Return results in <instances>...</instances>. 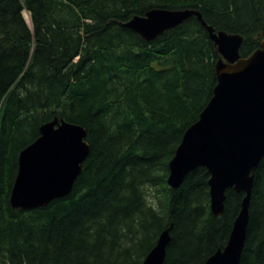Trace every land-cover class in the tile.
Returning a JSON list of instances; mask_svg holds the SVG:
<instances>
[{
	"label": "trees",
	"instance_id": "16d2710c",
	"mask_svg": "<svg viewBox=\"0 0 264 264\" xmlns=\"http://www.w3.org/2000/svg\"><path fill=\"white\" fill-rule=\"evenodd\" d=\"M153 9L199 11L243 36L242 57L264 38V0H0V264H142L170 227L164 264H204L226 246L244 194L227 190L214 217L206 168L168 185L219 54L196 17L151 42L123 26ZM56 117L87 130L82 173L69 196L14 209L19 155ZM240 264H264V157Z\"/></svg>",
	"mask_w": 264,
	"mask_h": 264
},
{
	"label": "water",
	"instance_id": "95a60500",
	"mask_svg": "<svg viewBox=\"0 0 264 264\" xmlns=\"http://www.w3.org/2000/svg\"><path fill=\"white\" fill-rule=\"evenodd\" d=\"M192 17L205 27L220 55L215 67L217 84L170 162L168 185L177 190L190 172L206 168L214 217L224 213L227 190L244 194L226 246L204 263L240 264L255 173L264 157V39L260 48L244 58L240 54L242 35L216 32L194 9H153L123 26L151 42ZM86 138L83 126L59 121L57 117L42 124L40 137L19 155L10 197L12 207L19 211L37 209L69 196L89 156ZM171 228L161 233L142 264H164Z\"/></svg>",
	"mask_w": 264,
	"mask_h": 264
},
{
	"label": "rangeland",
	"instance_id": "374dc122",
	"mask_svg": "<svg viewBox=\"0 0 264 264\" xmlns=\"http://www.w3.org/2000/svg\"><path fill=\"white\" fill-rule=\"evenodd\" d=\"M24 17H25L27 23L31 26L32 24H31V22L29 20L30 19V16H29V14L27 12L24 13ZM150 194L153 195V191L152 190L150 191ZM148 199L151 202L152 201V196L149 195L148 196ZM153 205H155V204H153Z\"/></svg>",
	"mask_w": 264,
	"mask_h": 264
},
{
	"label": "bare ground",
	"instance_id": "6f19581e",
	"mask_svg": "<svg viewBox=\"0 0 264 264\" xmlns=\"http://www.w3.org/2000/svg\"><path fill=\"white\" fill-rule=\"evenodd\" d=\"M30 20V19H29ZM31 22V21H30ZM31 24H32V22H31ZM209 185V184H208ZM210 190V189H209ZM227 194V193H226ZM211 209V208H210Z\"/></svg>",
	"mask_w": 264,
	"mask_h": 264
}]
</instances>
